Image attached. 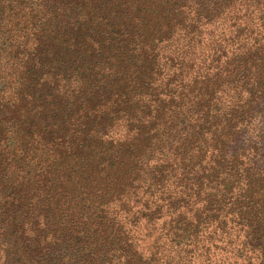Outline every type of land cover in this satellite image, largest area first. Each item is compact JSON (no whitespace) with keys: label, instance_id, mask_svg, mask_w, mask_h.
I'll return each instance as SVG.
<instances>
[{"label":"trees","instance_id":"trees-1","mask_svg":"<svg viewBox=\"0 0 264 264\" xmlns=\"http://www.w3.org/2000/svg\"><path fill=\"white\" fill-rule=\"evenodd\" d=\"M0 264H264V0H0Z\"/></svg>","mask_w":264,"mask_h":264}]
</instances>
